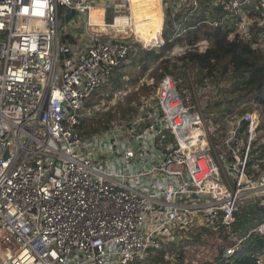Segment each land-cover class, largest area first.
I'll return each instance as SVG.
<instances>
[{
    "label": "built area",
    "instance_id": "built-area-1",
    "mask_svg": "<svg viewBox=\"0 0 264 264\" xmlns=\"http://www.w3.org/2000/svg\"><path fill=\"white\" fill-rule=\"evenodd\" d=\"M123 5L0 0V264H129L143 261L151 247L185 238L183 247L200 263L216 264L218 255L206 252L214 237L201 242L193 235L203 227L216 231L219 220L229 226L249 200L264 205V170L251 177L246 169L258 113L234 118L221 138L224 152L191 77L183 88L164 76L154 103L127 126L79 132L86 101L130 50L125 39L93 31L91 11ZM210 7L214 16L203 22L226 25L264 52V0H210ZM60 8L75 9L89 34L84 49L63 59L59 16L68 11ZM152 43L162 37L143 47ZM243 119L248 138L231 145ZM252 233L264 235V221L224 247L221 260ZM255 256L262 264L264 248Z\"/></svg>",
    "mask_w": 264,
    "mask_h": 264
},
{
    "label": "trees",
    "instance_id": "trees-1",
    "mask_svg": "<svg viewBox=\"0 0 264 264\" xmlns=\"http://www.w3.org/2000/svg\"><path fill=\"white\" fill-rule=\"evenodd\" d=\"M199 6L203 10L208 9L210 0H199ZM214 8L217 16L223 15L224 11L221 6ZM196 11L197 9L190 6L188 8L176 6L174 16H172L170 9H167L162 28V44L144 48L138 42L126 40L130 45V50L124 63L114 69L109 83L97 89L95 93L109 85L111 96L125 87V81L132 78L134 74L133 82L139 81L145 74L151 75L153 70L157 72L161 69L159 72L161 77L171 72L170 66L174 65L173 60L180 61L181 69L190 68L194 71L193 74L191 73L193 76L191 80L194 84L204 87L210 85L207 84L209 82L216 90L211 93L212 97L210 96L211 98L205 101L203 111L208 123L216 127V130H221L220 138H213L221 144V149L226 147L221 143V138L226 133L223 131L224 123L236 116H241L246 111L254 110L258 113L259 122L255 127L256 134L251 139L246 162L248 174L255 177L261 170H264V52L252 47L238 35L232 36L231 29L226 25L214 26L203 22L205 19L203 13L198 14ZM212 15L214 16V12ZM174 24L179 25L180 29L177 30ZM161 25L162 22H159L153 31L141 41L158 40ZM70 55L71 51L67 49L60 53V59ZM180 76L184 74L180 72ZM181 83V80L177 79V85L181 87ZM130 96L126 97L127 104L135 98V96ZM90 98L86 101V109L98 102V100L91 101ZM154 98L152 103L155 101ZM115 110H117L116 113H112L110 108L104 114L98 110L93 111V113L96 112L95 114L84 112L81 115L79 132L83 135L103 132L112 126L113 121L132 117V114L136 112L133 107L129 106L124 109L120 104L115 106ZM119 112L121 117H116ZM127 113H129L128 116H126ZM248 123L246 119L241 120L231 145L245 143L248 138ZM222 150L226 151V149ZM263 221L264 205L260 204L257 199H252L236 212L235 221L229 226L219 220L215 224L216 231L203 227L200 232L193 235V240L203 242L208 235L214 237V243L206 252L218 255L216 264H259L255 256L256 249L261 248L259 251L261 252L264 248V235L259 233H252L244 239L241 248L230 258L221 260V255L224 247L231 245L236 239L245 237L251 228ZM186 240L185 238V244ZM184 243L170 240L163 246L151 247L143 261L137 260L129 264H171L173 260L170 256L177 260L178 264H202L196 257L195 251L183 247ZM185 259L188 260L187 263H184Z\"/></svg>",
    "mask_w": 264,
    "mask_h": 264
},
{
    "label": "rangeland",
    "instance_id": "rangeland-1",
    "mask_svg": "<svg viewBox=\"0 0 264 264\" xmlns=\"http://www.w3.org/2000/svg\"><path fill=\"white\" fill-rule=\"evenodd\" d=\"M181 7H185L188 8L189 6L192 7V5L194 6V8H197V13L201 14L203 13L204 18L207 17H211L212 18V11H213V7H210L208 9H202L199 6V1H198V5L195 4L194 1H190V0H161V9H162V25H161V30L159 32V35L162 36V28L165 22V14H166V10L167 9H173L174 7H176L177 5H180ZM193 8V7H192ZM193 8V9H194ZM215 13V11H214ZM116 16H127L130 17V9H129V0H124V5L121 7H117V6H110V7H106L103 10V14H94L93 17H103V20L105 22V24L107 26L101 27V26H92V30L93 31H97V32H101L103 37H113V38H122L125 39L127 41H134V42H138L143 46V43L140 39L137 38L135 32H131V33H121L119 35L116 34V31L113 27H110L111 24H114V20ZM60 25V23H59ZM71 29H72V33H74V35L79 36L80 38H82V33L85 32L86 35L84 34L83 39L84 40H88L89 38V34H87V32L85 31V19L82 16L77 15L76 17H74L72 23H71ZM70 29V28H69ZM68 29V30H69ZM70 31V30H69ZM82 32V33H81ZM136 37V38H135ZM159 39V38H158ZM79 42H81L79 40ZM145 44V43H144ZM154 45H158L156 43H152V46ZM151 46V47H152ZM176 62V63H175ZM172 63L174 64L173 66H170L171 72L169 73H165L163 76L160 77V71L161 69H159L157 72L156 71H152L151 75L145 74L144 76L141 77V79L137 82H133V79L135 78V74L132 78H129V80L125 81V87L121 88L120 91H116L114 92L111 96V86L107 85L106 87H104L102 90H99L98 93L96 92L95 94H93L91 96V101H97V103H95L92 107H90L89 109H84L82 114L87 113V114H95L96 112L93 113V111H101L103 114L108 112L110 110V108L112 109V113H116L117 110H115V106H117L118 104H120L121 107H123L124 109H126L127 107L131 106L134 109H136V112L134 114H132V117H126L125 119H120L117 121H113L112 126H119V125H124L127 126L128 123L132 122L134 120V118H136L137 116H139V114L143 113L142 111H144L145 107L147 105H152L153 103V98L155 97V93L158 87V84L160 82V80L166 76V75H172L174 78L176 79H180L182 83H187L186 85L184 84H180L181 87L185 88H190V77L192 78V74H193V70L192 69H181V65H180V61H175L173 60ZM127 70H129L127 68ZM180 72L184 74V76H180ZM192 73V74H191ZM177 75H179L177 78ZM128 79V78H126ZM158 79V81H157ZM157 81V82H156ZM144 84V85H142ZM207 84H210L208 86H204V87H200L199 90L196 89V94H197V98L199 99L202 108L203 105L205 103V101H207L208 99H210L212 97L211 93H214L216 90L214 89V87L212 86L211 83L207 82ZM202 88V89H201ZM189 91H191L189 89ZM194 94V92H192ZM131 95L132 97L135 96V98H133V100L131 101L130 104H127V96ZM130 96V97H131ZM211 96V97H210ZM101 113V114H102ZM129 113L126 114V116H128ZM121 117V113L119 112L117 114L116 117ZM234 123V119L228 120L226 123H224V128L223 131H226L227 129H229L231 127V125H233ZM101 134V132L99 133ZM97 134L96 138H97V142H100V138L101 135ZM176 243H179L178 241H176ZM187 247V246H185ZM257 252L259 253V251L261 250V248L256 249Z\"/></svg>",
    "mask_w": 264,
    "mask_h": 264
},
{
    "label": "bare ground",
    "instance_id": "bare-ground-1",
    "mask_svg": "<svg viewBox=\"0 0 264 264\" xmlns=\"http://www.w3.org/2000/svg\"><path fill=\"white\" fill-rule=\"evenodd\" d=\"M130 17L116 16L113 27L116 34L135 32L137 38L148 36L154 27L162 22L161 0H129ZM94 14H103V10L93 9L91 11V21L97 26H107L103 17H93ZM136 38V37H135ZM150 43L149 40L142 41Z\"/></svg>",
    "mask_w": 264,
    "mask_h": 264
},
{
    "label": "crops",
    "instance_id": "crops-1",
    "mask_svg": "<svg viewBox=\"0 0 264 264\" xmlns=\"http://www.w3.org/2000/svg\"><path fill=\"white\" fill-rule=\"evenodd\" d=\"M63 9L68 11L65 8H63ZM59 20H60L59 23H60V28H61L60 29V37H61L60 38V42L62 44H64L68 50L71 51V55L76 53V52H78L80 49H84L85 45L88 43L87 40L83 39V36H84L85 32H83V33L81 32L82 33V38H80L79 36H76V35H74V33H72V29H71L72 21L71 20L66 25H64L63 27H61V24L63 23V20L60 18V16H59ZM144 38H146V36L139 37L138 39L142 40ZM79 40L81 42H79ZM71 41H73V43H70Z\"/></svg>",
    "mask_w": 264,
    "mask_h": 264
},
{
    "label": "water",
    "instance_id": "water-1",
    "mask_svg": "<svg viewBox=\"0 0 264 264\" xmlns=\"http://www.w3.org/2000/svg\"><path fill=\"white\" fill-rule=\"evenodd\" d=\"M63 11L62 8L59 9V12L61 13ZM76 11L75 9L71 8L67 14H60V18L63 20V23L61 24V27L66 25L70 20L74 19L76 17Z\"/></svg>",
    "mask_w": 264,
    "mask_h": 264
}]
</instances>
